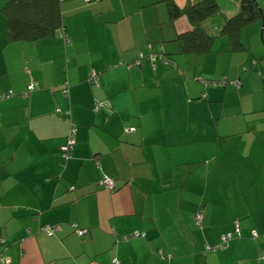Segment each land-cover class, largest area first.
Here are the masks:
<instances>
[{"label": "crops", "instance_id": "1", "mask_svg": "<svg viewBox=\"0 0 264 264\" xmlns=\"http://www.w3.org/2000/svg\"><path fill=\"white\" fill-rule=\"evenodd\" d=\"M5 1L0 95L12 94L0 99V264H264L263 47L233 52L218 35L206 53H179L176 36L190 25L170 21L163 0H62L68 44L59 34L9 41ZM225 1L232 15L237 0ZM148 43L177 68L137 59ZM234 221L241 235L202 253Z\"/></svg>", "mask_w": 264, "mask_h": 264}, {"label": "trees", "instance_id": "2", "mask_svg": "<svg viewBox=\"0 0 264 264\" xmlns=\"http://www.w3.org/2000/svg\"><path fill=\"white\" fill-rule=\"evenodd\" d=\"M61 2L62 0H6L1 7V13L4 19L3 31L7 39L9 41L34 42L44 37H51L56 36L57 34L60 35V33H65ZM163 2L166 6L167 15L170 21L174 22L177 18L185 16L190 25V29L181 31L176 36L179 53H206L211 50L213 41L218 35H224L227 37L231 51H245V53H252V51L247 48L248 46L241 40V31L247 24L261 19L262 10L255 0H237V10L232 15L224 14L216 0H187L183 6H179L175 0H163ZM216 16H220L222 19L218 30L207 29L205 23H207L212 17ZM68 43H65L64 41V44ZM142 53L143 56L140 57L138 55L137 59H146L152 64V66H154L155 62L160 61L177 68L176 62L171 59L170 56L163 52L154 51L151 43L146 44V51ZM255 63L257 64V59L252 57L251 65H256ZM247 69V66L243 67V70ZM198 78V80L205 86L221 88L226 87L228 84L237 88L240 86L239 79H230L227 76H221L216 79L202 78L201 76ZM98 80L93 81L88 76V81L93 85H99ZM96 102L97 100L95 101V104ZM111 179L114 183L113 188L106 189L102 186L104 189H115V181L113 178ZM198 213L202 216L201 209L194 212L193 220L195 224L197 223L199 225L202 218L199 221L196 220ZM236 223L237 228L235 227ZM74 225H76V227H74ZM42 226L40 227L41 229ZM73 228L75 232L77 228L82 229L79 228L76 223L73 224ZM83 233L80 234V236L83 235ZM228 233H230V237L223 240V237ZM142 234L144 235V233ZM240 235L241 233L238 227V222L234 221L231 230L222 234L220 241L217 244L205 245L202 253L206 254L208 252L224 250L229 247V243L233 238ZM0 240L1 242H4L3 238H0ZM157 252L161 257H170V253H164L162 250H157Z\"/></svg>", "mask_w": 264, "mask_h": 264}, {"label": "built area", "instance_id": "3", "mask_svg": "<svg viewBox=\"0 0 264 264\" xmlns=\"http://www.w3.org/2000/svg\"><path fill=\"white\" fill-rule=\"evenodd\" d=\"M60 37L65 41V43H68L69 42V37L67 36L66 33H60ZM140 57L143 56V53L141 52L139 54ZM89 78L92 79L93 81H97L98 80V75L96 73V71H91L89 74H88ZM36 86V81H31L28 85H27V90L25 92H23L21 95H28V93L33 90ZM12 93H4V94H1L0 96V99L1 98H4V97H7V96H10ZM104 105V102L102 101H97L94 108L95 109H98L100 106ZM134 128L132 127H126L125 130L126 131H131L133 130ZM75 132H76V125H75V122L74 121H70V125H69V129H68V132H67V135H66V140H65V143L61 146L60 148V155L61 157L66 160L68 159L70 156H71V152H72V149L74 147V143H75ZM99 184L101 186H103L104 188L106 189H111L113 188L114 186V183H113V180L108 177V176H103L100 181H99ZM202 216L200 213L197 214L196 216V220L199 221L201 220ZM74 227H76V225H74ZM235 227L237 228V223L235 224ZM42 229L48 234V235H52L56 229L55 226L53 225H50V224H45L44 226H42ZM76 232L80 235L84 232L83 229H76ZM137 234V233H136ZM255 234V233H253ZM230 237V233L226 234L224 237H223V240L227 239Z\"/></svg>", "mask_w": 264, "mask_h": 264}, {"label": "rangeland", "instance_id": "4", "mask_svg": "<svg viewBox=\"0 0 264 264\" xmlns=\"http://www.w3.org/2000/svg\"><path fill=\"white\" fill-rule=\"evenodd\" d=\"M256 3L258 4V6L261 8L262 10V16L264 18V0H255ZM217 3L220 5V7H223L225 9L228 8V6H232L233 4L232 2H226L225 0H217ZM233 13V11L228 12V14ZM219 20H221L220 16H216V17H212L211 21H216L217 23H219ZM261 28H262V20H257L255 22H251L249 24H247L245 27H243L242 31H241V40L244 42V44H246L247 48L249 50H253L254 52L257 51V48H262L264 49V27H263V32H262V36H261ZM220 38H224V40H227L226 36H221L216 38L217 40H219ZM256 43V45H255Z\"/></svg>", "mask_w": 264, "mask_h": 264}, {"label": "water", "instance_id": "5", "mask_svg": "<svg viewBox=\"0 0 264 264\" xmlns=\"http://www.w3.org/2000/svg\"><path fill=\"white\" fill-rule=\"evenodd\" d=\"M261 20H262V28H261V36H262L263 27H264V18H263V16H261Z\"/></svg>", "mask_w": 264, "mask_h": 264}]
</instances>
